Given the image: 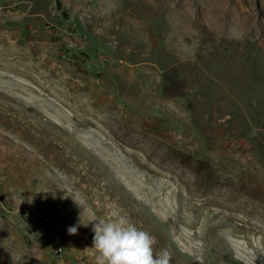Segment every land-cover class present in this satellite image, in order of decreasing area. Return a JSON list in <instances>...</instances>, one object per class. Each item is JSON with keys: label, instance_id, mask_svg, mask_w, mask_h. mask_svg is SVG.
Here are the masks:
<instances>
[{"label": "rangeland", "instance_id": "obj_1", "mask_svg": "<svg viewBox=\"0 0 264 264\" xmlns=\"http://www.w3.org/2000/svg\"><path fill=\"white\" fill-rule=\"evenodd\" d=\"M93 217L264 264V0H0V264H96Z\"/></svg>", "mask_w": 264, "mask_h": 264}, {"label": "clouds", "instance_id": "obj_2", "mask_svg": "<svg viewBox=\"0 0 264 264\" xmlns=\"http://www.w3.org/2000/svg\"><path fill=\"white\" fill-rule=\"evenodd\" d=\"M93 245L98 255L96 264H170V253L165 249L154 254L152 236L124 219L104 220L93 217L90 222ZM79 220L67 228L75 234L83 224Z\"/></svg>", "mask_w": 264, "mask_h": 264}, {"label": "bare ground", "instance_id": "obj_3", "mask_svg": "<svg viewBox=\"0 0 264 264\" xmlns=\"http://www.w3.org/2000/svg\"><path fill=\"white\" fill-rule=\"evenodd\" d=\"M194 22V21H193ZM187 171H189V170H187ZM188 183V182H187ZM189 184V183H188ZM191 186H193V185H191ZM192 190V189H191ZM194 190V189H193ZM229 200H230V198H229ZM202 203V202H201ZM199 205V204H198ZM196 207V206H195ZM201 209V208H200Z\"/></svg>", "mask_w": 264, "mask_h": 264}]
</instances>
